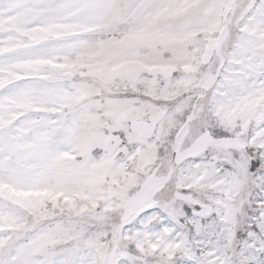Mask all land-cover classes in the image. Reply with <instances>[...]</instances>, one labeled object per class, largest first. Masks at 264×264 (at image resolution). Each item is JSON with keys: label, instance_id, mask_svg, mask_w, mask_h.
Segmentation results:
<instances>
[{"label": "snow or ice", "instance_id": "1", "mask_svg": "<svg viewBox=\"0 0 264 264\" xmlns=\"http://www.w3.org/2000/svg\"><path fill=\"white\" fill-rule=\"evenodd\" d=\"M0 264H264V0H0Z\"/></svg>", "mask_w": 264, "mask_h": 264}]
</instances>
